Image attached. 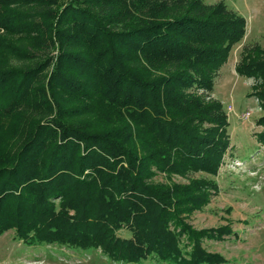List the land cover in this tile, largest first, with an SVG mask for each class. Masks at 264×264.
<instances>
[{
	"label": "trees",
	"instance_id": "trees-1",
	"mask_svg": "<svg viewBox=\"0 0 264 264\" xmlns=\"http://www.w3.org/2000/svg\"><path fill=\"white\" fill-rule=\"evenodd\" d=\"M244 33L223 2L0 0V236L116 264H227L202 241L231 231L185 221L216 183L153 177L217 176L229 122L203 94ZM246 54L236 74L260 81L248 97L264 112V60Z\"/></svg>",
	"mask_w": 264,
	"mask_h": 264
},
{
	"label": "rangeland",
	"instance_id": "rangeland-1",
	"mask_svg": "<svg viewBox=\"0 0 264 264\" xmlns=\"http://www.w3.org/2000/svg\"><path fill=\"white\" fill-rule=\"evenodd\" d=\"M65 4L67 0H59ZM205 4L223 2L227 9L245 21V33L234 44L227 61L218 69L211 94L205 101H218L228 117L229 147L217 176L204 173L187 176L155 172L153 179L162 184H188L191 179H209L217 191H209L207 202L189 214L185 221L196 230L226 227L231 235L222 240H203L208 252L224 257L227 264H264V146L255 134L261 132L256 120L264 115L254 97H248L259 80L239 77L236 67L246 54L264 60V0H203ZM119 8V4L115 3ZM244 52V53H243ZM186 216V215H184ZM128 237L129 233L122 232ZM236 237V239L234 238ZM146 261L143 264H148ZM0 264H116L97 252L78 253L58 246L27 247L15 240L14 230L0 236Z\"/></svg>",
	"mask_w": 264,
	"mask_h": 264
}]
</instances>
